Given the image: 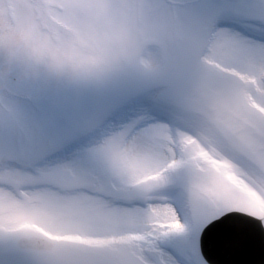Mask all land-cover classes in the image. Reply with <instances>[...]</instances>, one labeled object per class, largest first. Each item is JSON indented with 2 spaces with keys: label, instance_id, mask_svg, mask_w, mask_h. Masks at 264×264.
Listing matches in <instances>:
<instances>
[{
  "label": "snow or ice",
  "instance_id": "snow-or-ice-1",
  "mask_svg": "<svg viewBox=\"0 0 264 264\" xmlns=\"http://www.w3.org/2000/svg\"><path fill=\"white\" fill-rule=\"evenodd\" d=\"M0 264H264V0H0Z\"/></svg>",
  "mask_w": 264,
  "mask_h": 264
}]
</instances>
